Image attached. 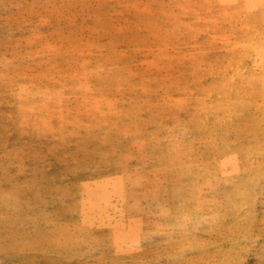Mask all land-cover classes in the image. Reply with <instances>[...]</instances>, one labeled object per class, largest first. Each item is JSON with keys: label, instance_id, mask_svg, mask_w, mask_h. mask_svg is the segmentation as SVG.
I'll list each match as a JSON object with an SVG mask.
<instances>
[{"label": "rangeland", "instance_id": "374dc122", "mask_svg": "<svg viewBox=\"0 0 264 264\" xmlns=\"http://www.w3.org/2000/svg\"><path fill=\"white\" fill-rule=\"evenodd\" d=\"M0 264H264V0H0Z\"/></svg>", "mask_w": 264, "mask_h": 264}]
</instances>
